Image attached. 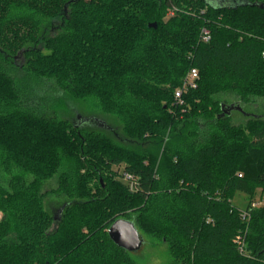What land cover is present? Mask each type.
Segmentation results:
<instances>
[{"label": "trees", "instance_id": "obj_1", "mask_svg": "<svg viewBox=\"0 0 264 264\" xmlns=\"http://www.w3.org/2000/svg\"><path fill=\"white\" fill-rule=\"evenodd\" d=\"M245 1L0 0V264H138L109 238L119 219L170 264H264V120L236 125L222 102L264 100V0ZM34 82L117 119L132 144L39 111ZM50 195L67 200L55 217Z\"/></svg>", "mask_w": 264, "mask_h": 264}, {"label": "rangeland", "instance_id": "obj_2", "mask_svg": "<svg viewBox=\"0 0 264 264\" xmlns=\"http://www.w3.org/2000/svg\"><path fill=\"white\" fill-rule=\"evenodd\" d=\"M210 4L214 6H226L233 7L239 5H245V0H208ZM5 71L17 81L25 80L23 73L20 71L6 68ZM33 88V95L26 94L31 102L30 104L37 107L39 111L46 114H52L54 111H58L60 116L69 120L74 125H79L82 128L92 131H98L104 133L111 140L118 144L130 147L132 143L127 140L123 134L122 124L115 118L105 116L100 113L91 103L78 102L64 97L57 88L48 82H34L31 84ZM28 101V102H29ZM222 102H226L228 106L233 107L230 115L234 124H245L250 117H259L264 120V100L255 99L250 104H243L233 96H222ZM240 108L242 112L238 111ZM163 152L160 150L159 159ZM124 167L121 166L120 171L116 167L112 169L115 179L118 181L127 182L124 180L121 171ZM120 172V173H118ZM118 173V175L116 174ZM57 188V178L46 183L44 190L53 191ZM131 190V189H130ZM261 190H258L254 200L259 201L261 197ZM264 197V195H263ZM264 199V198H263ZM249 202L248 198L242 194H237L233 204L238 208L244 209ZM256 202V201H254ZM67 203V200L60 199L55 196H48L45 200L46 210L55 217L61 207ZM253 203V202H252ZM1 218V214H0ZM144 243L140 251L131 253L132 258L138 264H170L171 259L168 254L167 248L164 245H160L155 240L144 236Z\"/></svg>", "mask_w": 264, "mask_h": 264}, {"label": "water", "instance_id": "obj_3", "mask_svg": "<svg viewBox=\"0 0 264 264\" xmlns=\"http://www.w3.org/2000/svg\"><path fill=\"white\" fill-rule=\"evenodd\" d=\"M261 9L264 8V5L260 6ZM152 28H156V24L150 25ZM234 110L233 107H228L227 110H224V113L230 114ZM238 111L242 112L240 108H237ZM108 235L111 241L118 247L125 250L128 253H135L141 250L144 240L137 230L134 223L125 219H119L111 225L108 230Z\"/></svg>", "mask_w": 264, "mask_h": 264}, {"label": "built area", "instance_id": "obj_4", "mask_svg": "<svg viewBox=\"0 0 264 264\" xmlns=\"http://www.w3.org/2000/svg\"><path fill=\"white\" fill-rule=\"evenodd\" d=\"M202 34L204 35L203 36L204 42H208L210 40L209 32L204 30L202 32ZM198 78H199V74H198V71L196 69H191L188 72L187 76L184 79V82H183L181 88H179L175 93V103L177 106H180V107L183 106V104H184V101H183L184 93L186 91H188L189 89H194L197 87L196 82H197ZM124 179L128 183H130V189H131V191H133L134 190V179L129 175H124ZM260 206H262V202H260V201L259 202H253L251 205V208L254 209V208H258ZM242 216L245 218V213H243Z\"/></svg>", "mask_w": 264, "mask_h": 264}]
</instances>
